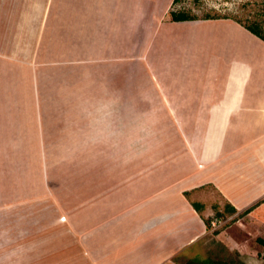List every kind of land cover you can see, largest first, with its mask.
I'll return each mask as SVG.
<instances>
[{
	"label": "crops",
	"instance_id": "0c3cea01",
	"mask_svg": "<svg viewBox=\"0 0 264 264\" xmlns=\"http://www.w3.org/2000/svg\"><path fill=\"white\" fill-rule=\"evenodd\" d=\"M173 1L167 2L164 11L169 16ZM129 2L0 0V91L3 96L10 97L13 90L23 111L30 77L34 97H37V126L31 133L36 158L28 161H21V158L18 165L14 162L22 145L21 138L18 139L20 135L14 138L15 143L13 138L0 142V149L6 151L2 157L9 160L4 163L5 167L0 165V264H180L182 257L193 258L196 243L205 247L206 238L212 234L204 222L212 216L211 197L208 196L211 193L219 211L227 204L236 209L235 213L222 218L230 226L215 233L216 241L228 251L240 253L243 262L252 261V253L255 258L261 257L257 248L248 242L252 240V229H264V88H260L264 86V57L253 64L243 58V53L230 50L234 53L231 56L236 58H229L227 54L230 53L215 55L211 47L206 46L208 49L203 53L212 54V58L209 57L203 67L205 95L197 99L201 104L193 111L194 121H190L185 138L186 148L189 150L190 146L195 151L200 167L177 177L165 187L160 184L156 191L137 197L129 206L117 211L108 207L120 197L130 195L131 182L140 180L137 176L141 169L147 175L148 168L153 166L155 175L160 173V176L167 170V166L160 163L158 172L159 161L138 152L143 146L141 142L132 146L121 139L114 141V137L110 141V126L105 123L83 125L84 118L110 116L107 111L99 113L97 109L84 111L80 104L87 101L85 97H114V74L125 71L119 66L125 59L115 54L129 46L115 43L113 31L117 26L118 37L125 38L124 25L121 27L118 23L127 20ZM219 27L217 30H222ZM232 30L227 31L234 32ZM72 38L79 40L74 42ZM235 40H225L228 49L235 48L231 46ZM147 52L143 57L147 61L145 68L150 69V52ZM84 53L87 56H82ZM261 54L264 55V49ZM260 57L257 54L255 59ZM249 91L251 95H247ZM194 102L196 97H193ZM5 113L0 110V115L5 116ZM74 119L79 120L78 125ZM56 125L59 130L53 129ZM24 126L21 124L19 129L11 130L25 135ZM56 130L72 134L66 136L65 141L74 138L72 142L80 150L89 148L94 153L106 149V152H98L100 157L87 159L89 168L76 174L79 182L84 183L79 185L76 181L74 189H67L75 192L76 203L79 198L84 201V206L77 210L82 218L88 216L84 211L87 204L90 203L91 209L94 202L99 201L104 207L98 208L95 212L100 213L95 221L91 220L84 227L75 228L69 223L61 229L60 222H42L41 231L36 233L39 226L34 222L36 200L43 202L47 196L49 198L45 199L57 202L50 193L52 186L48 187L50 192L46 196L35 197L34 192L39 175L36 171L43 172L41 176L46 182L50 179V153H47L46 162L39 157L40 150L43 152L46 147L44 144L48 149L54 147L55 143L51 146L50 140L51 133ZM93 133L106 135L108 140L101 141V135L90 137ZM197 170H201L202 175L194 179ZM115 173L119 174L120 182L115 181ZM86 179L90 180L89 195L85 194L87 188L84 190ZM181 184L175 192L168 193L171 186ZM60 186L65 190V185ZM67 190L64 193H68ZM193 202L203 205L200 213ZM141 203L147 204L143 211L130 214L131 209ZM58 209L57 214L67 224L68 219ZM100 216L103 217L97 221ZM119 217L125 219L116 221ZM146 224L150 226L148 229H144ZM230 228L236 231L234 237L228 233ZM255 235V239L264 238V234ZM64 238H71L78 244L77 260L72 261L74 256L69 258L64 254L72 244H66Z\"/></svg>",
	"mask_w": 264,
	"mask_h": 264
},
{
	"label": "rangeland",
	"instance_id": "374dc122",
	"mask_svg": "<svg viewBox=\"0 0 264 264\" xmlns=\"http://www.w3.org/2000/svg\"><path fill=\"white\" fill-rule=\"evenodd\" d=\"M168 1L130 0L126 6L127 20H124L125 23H118L121 27L122 24L124 25L125 38L118 37L117 26H115L113 31L115 43H124L129 46L128 49L125 48L124 51L116 52L115 54L117 58L119 56L121 59H125L119 64L120 68L125 69V71L124 74H121L120 71H116L114 74L115 82L114 90L112 91L114 97H85L87 101L80 104L82 106L81 109L84 111L97 109L99 113L107 111L110 115L97 119L84 118V126H94L95 122L105 123V125L110 126L108 133L110 141L114 137V141L121 139L129 144L131 143L132 146L135 142H141L143 146L140 147L141 150H138V152L143 153L150 160L157 159L159 161L156 169L158 172L160 163L167 166V170L161 176L160 173L155 175L153 166L148 168L149 172L147 175L141 169L140 175L137 176V179L140 180L131 182L130 195L120 197L119 200L108 206L115 211L133 204L137 197L146 196L156 191L160 188V184L165 187L174 182L173 180H176L177 177H182L186 172L196 170L197 166L200 167L195 151L190 146L188 147L189 150L186 148L185 138L187 130L191 127L190 121H194L193 111L197 110L201 104L197 99L205 95L203 67L204 62L209 57L212 58V54L206 55L203 53L204 49H208H206V46L209 45L215 55L218 52L230 53L227 54L229 58H236L232 57L234 53L230 50L239 54L243 53V58L253 64H255V60H260L264 57L261 54L264 49V42L246 31L242 24L238 22L245 23L260 17L264 0H178L172 6L171 11H185L197 18V20L185 22H173L167 12H164ZM219 25L221 26L219 27ZM218 27L222 30H217ZM228 29H233L232 31L234 32H229L227 31ZM206 31L207 34L205 33ZM231 38L236 39L235 43L231 45L235 48L228 49L225 40H230ZM73 39L74 42L79 40L76 38L71 40ZM147 50L150 52L148 55V62L152 65L150 69L145 68L147 61L143 57ZM257 54L261 57L255 59ZM82 56L87 55L84 53ZM126 58H130V61ZM127 67L130 69L126 70ZM29 81L30 77L27 79L28 85L26 87V97H24L25 108L23 111L20 110L21 108L17 104L18 97L13 90L10 93V97L7 94L3 96L0 91V110L4 113L8 111L5 116L0 115V142L3 139L13 138L15 143L14 138L17 139V135H20L18 139L20 140L21 138L22 145H20L18 159L14 161L17 165L21 158H23L21 161L25 159L28 161V159L30 160L33 157L36 158V152L32 149L33 140L31 139V133L37 126V97H34L32 84ZM260 86L262 85L260 84ZM260 88L263 89L264 86ZM251 94V91L247 92V95ZM259 94L263 95L261 92ZM193 97H196V102L194 103ZM59 121L60 119L56 122L59 123ZM73 121L77 122V125L79 124L78 119ZM21 124H25L24 129H22L25 130V135L11 130L12 128H18ZM68 124L71 126V122L68 121ZM60 128L67 130L61 125ZM53 129L59 130L57 125ZM58 130L51 133L50 145L52 146L55 143L54 147L48 149L47 144H44L46 147L43 150L45 152L43 155L42 149L40 150L41 155L39 158L42 161L45 160L46 162L50 157V179L46 182L41 176L43 172L36 171L39 175L36 176L34 184L35 197L46 196L49 191L48 187L52 186L51 192H49L54 195L57 202L54 203L51 199H45L49 198L47 196L43 198V202L42 200H36L34 222L39 225L36 227V233L41 231L42 222H56V224L60 222L61 229L63 227L66 228L69 223L74 224L75 228L84 227L90 224L91 220L95 221L100 213L95 211L104 207L103 203H98L99 201L96 203L95 201L93 208L89 209V203L86 205V210H84L88 216L87 218H82L83 215H79L77 210L84 206V201L82 202V199L79 198L76 203L75 192L67 189L69 187L74 189L76 181H78L79 185L84 183L82 181L79 182L80 177L76 174H81L82 170L89 168V161L86 162L87 159L94 156L100 157L101 155L98 152H106V149H99L94 152L95 154L91 153L89 148L80 150V147L72 142L74 138L70 141L68 140V142L65 141V137H71L72 134L69 135ZM100 135L101 141L106 142V135L98 134V136ZM94 136H97V134L93 133L90 135L92 138ZM0 146H2V143ZM4 153L6 151L0 149V157ZM47 153H50L49 157ZM162 157L165 161L161 159ZM7 161L9 160L3 156L0 165L2 163L1 166L5 167L4 163L7 164ZM11 163L13 164V161ZM175 164L179 165V168L175 169L177 166ZM169 168L172 170H168ZM201 175V170H197L196 178L194 179ZM150 180L152 181L151 183H149ZM115 181L120 182L118 173H115ZM89 182L90 180H85L86 187L84 188V190L87 188L85 194L88 195L90 192ZM136 184L140 185L132 188ZM60 185H65V190ZM179 187H182V184L171 186L168 189V193L171 191L175 192ZM66 190L68 193H64ZM212 194H208V196L211 197L209 204H211L213 209V206L218 204H216ZM166 195L167 193L162 196L165 197ZM156 202L160 203L161 200ZM51 204L52 208L50 207ZM146 205V203H141L134 206L130 214L142 212ZM58 208L63 211V215L68 219L69 222L67 224L57 214ZM153 208H155V205H153ZM51 215L53 216L51 217ZM102 217L100 216L97 221ZM209 217L212 219L210 224L212 234L206 238L205 247L200 246L201 243H196L193 248L194 253L191 256L195 258L211 257L240 261L242 258L240 259L241 256H238L236 251H228L220 242L216 241L214 236L215 233L225 231L230 225L227 222H223L220 216H216L214 210L212 211V216ZM124 219L119 217L116 221H123ZM219 220L221 223H219ZM214 221H218L215 226L212 225ZM149 227L146 224L144 229ZM252 232V240L248 244L251 243L254 249L257 248V252H261V248L255 244V234H264V229H252ZM30 233H32V230H30ZM228 233L234 237L236 231L230 228ZM64 242L66 244L72 242L64 254L69 258L74 256L72 261L74 259L77 260L79 254L76 241L71 238H64ZM254 255L255 253H252V261L247 262L246 260L244 264H264V259L261 255H259L261 256L260 258H255Z\"/></svg>",
	"mask_w": 264,
	"mask_h": 264
},
{
	"label": "trees",
	"instance_id": "16d2710c",
	"mask_svg": "<svg viewBox=\"0 0 264 264\" xmlns=\"http://www.w3.org/2000/svg\"><path fill=\"white\" fill-rule=\"evenodd\" d=\"M177 1L178 0H174V3ZM261 12L262 13L260 17H258L255 20L247 21L245 23H242L241 21L238 22L242 24V26L246 29V31H248L250 34L254 35L255 37H257L258 39L264 42V5ZM170 18L173 22H185V21L197 20L196 16L191 15L190 13L185 11H171ZM193 206L198 213H200L203 209V205L199 202H193ZM252 208L248 209L245 213H248ZM213 210L215 212V215L220 216L221 218H224L227 215L236 212V209L228 204L224 207L223 211H219L218 206H213ZM211 220L212 219H210L209 217L204 221L207 228H210V224L212 222ZM255 244L261 248L260 255L264 259V238L258 237L255 240ZM237 255L239 256V254ZM180 259H179L180 264H244L242 260L235 261L232 259H222V258L220 259V258H211V257H207V258L182 257V260Z\"/></svg>",
	"mask_w": 264,
	"mask_h": 264
},
{
	"label": "built area",
	"instance_id": "2783aa9c",
	"mask_svg": "<svg viewBox=\"0 0 264 264\" xmlns=\"http://www.w3.org/2000/svg\"><path fill=\"white\" fill-rule=\"evenodd\" d=\"M216 222H217V221H214V222L212 223V225H214V226H215Z\"/></svg>",
	"mask_w": 264,
	"mask_h": 264
}]
</instances>
